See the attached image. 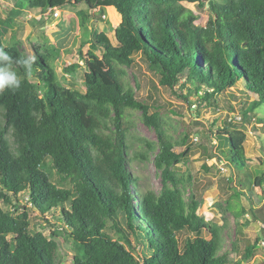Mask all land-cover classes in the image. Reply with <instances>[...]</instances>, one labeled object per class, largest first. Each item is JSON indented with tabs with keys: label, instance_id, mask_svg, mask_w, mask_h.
<instances>
[{
	"label": "trees",
	"instance_id": "obj_1",
	"mask_svg": "<svg viewBox=\"0 0 264 264\" xmlns=\"http://www.w3.org/2000/svg\"><path fill=\"white\" fill-rule=\"evenodd\" d=\"M11 1L17 9L42 12L83 4L79 11L83 24L90 10L97 8H113L121 19L115 42L97 29L86 39L88 60L109 76L93 69L86 72L84 92L59 80L53 65L59 49L42 53L35 46L31 73L13 65L21 87L0 92L5 119V125L0 124V264H64L58 240L33 232L31 222L20 215L26 206L23 198L44 217H56L61 207L57 218L61 225L55 226L68 233L77 247L73 264H244L250 260L262 239L247 245L240 259L231 253L237 250L236 241L232 251L223 250L222 226L199 213L201 199L193 194L186 199L184 176L176 172L189 158V149L175 150L176 142L167 134L160 111L151 112V106L126 85L121 65L131 67L142 55L161 85L174 89L185 79L181 85L187 88L183 97L189 103L195 96L200 107L227 110L229 117L211 135L217 146L210 156L237 171L238 184L244 188L236 190L237 197L252 195L257 187L264 192V160L251 165L244 131L254 121L264 124L257 113L264 107V0H208L211 16L205 26L196 24L199 15L183 4L203 7L205 0ZM11 14L0 23V48L14 60L27 58L18 43L4 44L17 15ZM78 66L74 63L65 71ZM236 95L243 99L239 108L233 103ZM252 95L255 98L248 102ZM129 110L142 111L143 122L157 133L158 145L141 138L144 150L135 157L147 161L152 156L162 176L159 191L142 189L129 167L134 125ZM237 120L242 129L234 126ZM48 158L71 187L52 180ZM120 213L128 228L145 239L142 256L135 254ZM262 213L263 208L251 207L259 222H264L258 218ZM182 232L192 236L181 239Z\"/></svg>",
	"mask_w": 264,
	"mask_h": 264
},
{
	"label": "rangeland",
	"instance_id": "obj_2",
	"mask_svg": "<svg viewBox=\"0 0 264 264\" xmlns=\"http://www.w3.org/2000/svg\"><path fill=\"white\" fill-rule=\"evenodd\" d=\"M205 3L206 5L203 7L187 1L183 3L199 15L196 23L199 26H205L211 16L208 1ZM84 7L83 4L58 7L59 15L54 17L49 14V10L42 12L37 9H17L16 4L11 0H0V23L1 20L10 18L11 12L17 14L13 17L9 32L4 38V44L10 46L18 43L28 57L36 56L35 46L39 47L42 53L54 48L59 49L53 60L59 80L66 87L84 92L86 90L84 78L86 72L93 69L109 76L108 71L88 60L89 43H85L86 39H90L92 30L97 29L100 32H106L115 42V28L121 19L113 8H97L90 10V17L83 24L79 11ZM80 49L83 54H80ZM74 63L79 64L75 71L66 72L65 67ZM121 67L126 70L124 76L126 85L134 88L138 97L151 106V112L160 111L167 134L173 142H176L175 150L182 152L189 149V158L176 167V172L184 176L186 199L192 194L201 199L202 205L199 208V213L207 221L222 226L223 250L232 251L233 242L236 241L237 250L231 253L236 259H240L246 246L260 238L262 240L258 250L244 264H264V222H259L251 215L252 206L258 210L262 208L264 210V192L257 187L252 195L246 194L240 198L237 197L236 190L244 189L238 184L237 171L228 167L225 160L220 161L216 157L211 158L210 156V152H214L217 146L216 141L211 139V135L222 127L223 122L229 117L228 111L222 108L208 107L205 104L200 107L195 101V96L191 97L189 103L183 97L187 93V88L181 85L185 79H182L174 89L161 85L159 75L148 68L142 55L136 57L133 66L121 65ZM254 98V95L250 96L248 102ZM241 100L243 99L238 96L233 100L237 108H239ZM257 113L264 117V107L259 108ZM141 114L140 110L128 111V117L134 122L129 137L130 150L128 153L132 157L129 167L138 177L142 189L159 191L163 184L162 176L152 156L147 161L135 157L137 152L144 150L141 138H147L157 145L159 143L155 129L148 127L143 122ZM236 114L238 116L239 112ZM235 122L234 126L242 129L241 122L239 120ZM0 124L5 125V119L1 112ZM246 125L244 128L246 155L249 157L251 165L254 166L258 164L260 158L264 160V124L254 121ZM110 126L114 128L111 123ZM8 139L11 147L15 150L16 143L12 129L8 131ZM145 149L150 150L148 147ZM46 166L56 184L63 187L72 186L69 180H62L61 175L53 168L51 159L46 160ZM22 202L26 206L19 213L31 222L32 231H42L47 236L56 238L60 244L59 258L64 264H73L72 257L76 254L77 247L68 233L55 226V224L61 225L57 219L61 214V207L58 208L56 217L51 214L44 217L27 204L26 198H23ZM242 207L245 208V212H241ZM118 218L127 237L135 246V254L142 256L143 251L146 250V246L143 244L145 239L141 234H135L128 228L126 217L123 214L120 213ZM258 218L263 221L264 213ZM110 233L118 238L117 233L113 231ZM189 235L192 236L189 232H182L181 239ZM122 241L124 242V239Z\"/></svg>",
	"mask_w": 264,
	"mask_h": 264
},
{
	"label": "clouds",
	"instance_id": "obj_3",
	"mask_svg": "<svg viewBox=\"0 0 264 264\" xmlns=\"http://www.w3.org/2000/svg\"><path fill=\"white\" fill-rule=\"evenodd\" d=\"M34 57L13 59L3 48H0V92L4 90L15 91L21 87V79L13 65H19L26 72L31 73Z\"/></svg>",
	"mask_w": 264,
	"mask_h": 264
},
{
	"label": "built area",
	"instance_id": "obj_4",
	"mask_svg": "<svg viewBox=\"0 0 264 264\" xmlns=\"http://www.w3.org/2000/svg\"><path fill=\"white\" fill-rule=\"evenodd\" d=\"M59 8L58 7H56L55 9H54V11L50 8L49 9V14H52L54 17H58V15H59V10H58Z\"/></svg>",
	"mask_w": 264,
	"mask_h": 264
},
{
	"label": "water",
	"instance_id": "obj_5",
	"mask_svg": "<svg viewBox=\"0 0 264 264\" xmlns=\"http://www.w3.org/2000/svg\"><path fill=\"white\" fill-rule=\"evenodd\" d=\"M205 1H208V0H205Z\"/></svg>",
	"mask_w": 264,
	"mask_h": 264
}]
</instances>
